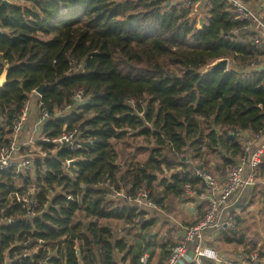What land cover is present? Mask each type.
I'll list each match as a JSON object with an SVG mask.
<instances>
[{
	"label": "trees",
	"instance_id": "1",
	"mask_svg": "<svg viewBox=\"0 0 264 264\" xmlns=\"http://www.w3.org/2000/svg\"><path fill=\"white\" fill-rule=\"evenodd\" d=\"M241 1L254 8L259 0ZM193 2L0 0V149L42 85L45 138L77 128L82 144L40 141L56 152L37 158L34 171L0 172L3 202L31 184L38 199L34 211L0 206V264H125L132 226L156 220L144 222V209L136 225L137 208L112 197L107 183H132L131 195L145 189L172 214L187 184L205 186L198 167L224 175L243 154L242 134L264 135V43L256 46L255 29L234 31L249 21L230 0H204L205 19ZM225 57L227 71H206ZM80 89L91 99L76 106ZM235 233L228 237L240 240Z\"/></svg>",
	"mask_w": 264,
	"mask_h": 264
},
{
	"label": "built area",
	"instance_id": "2",
	"mask_svg": "<svg viewBox=\"0 0 264 264\" xmlns=\"http://www.w3.org/2000/svg\"><path fill=\"white\" fill-rule=\"evenodd\" d=\"M193 1L195 0H186L185 7L193 5ZM230 1L233 7H235V12L238 14L239 20L249 21V24L235 29L234 31H245L249 34L255 29L258 33L254 38L255 44L256 46H262V43H264V0L256 2L254 8L244 4L241 0ZM203 2L204 1L200 2L201 6ZM32 93L38 97L36 108H32L31 98L27 99L20 110L18 119L12 121L11 132L13 134H8L9 142L0 149V172L7 169H14L16 173L28 170L34 171L35 160L37 158L42 160L47 157L49 153L56 152V149L49 151L42 149L41 146L39 148L36 146L40 141H51L49 138H45L41 129L44 121L49 119V112L47 108H41L42 95L36 90H33ZM90 99L91 96H87L85 91L80 89L74 92L71 102L79 106L87 104ZM31 119H33L32 124L29 123ZM2 121L0 117V125L4 126L5 123L3 124ZM29 127L32 129L31 133H28ZM79 134L80 131L75 128L70 132H64L58 138L52 139L51 142L57 145V149L59 146L65 144L70 145L72 149H80L82 144L78 139ZM28 135L29 137L26 138L25 136ZM260 135L262 134L253 135L247 132L242 134L243 154L238 157L236 162L226 171L224 179L221 178L220 174L212 173L201 167L197 168V175L205 183V192L210 194L218 192L220 196L218 198L210 197V205L203 217L194 225L186 227L182 241L171 248L165 264H179L187 256L189 243L196 239H201L203 228L206 226L215 225L218 227L226 226L231 229L236 228V217L230 215L223 221L221 220V212L223 208L230 205L236 193L240 192L245 187H252L258 183L257 168L262 163L264 157V137L259 139ZM25 151L28 153L25 154ZM72 161H76V159L69 160L66 167L74 166L71 165ZM107 185L113 190L111 194L112 197L124 198L133 208H137V216L134 218L133 222L138 226L141 224L140 212L145 209L146 213H150L151 210L156 207V204L149 198V191L145 189L138 190L136 195L127 193L128 189H132V183L126 187L120 184L119 189H116L109 183H107ZM36 193L37 187L31 184L24 189L23 193L16 192L10 197H7L4 202L0 197V206L3 207L1 208V212H3L6 204L10 206L14 201L22 202L24 203V207L34 211L38 206ZM197 195H199V191L195 186L193 187L190 184L185 186V197L187 199H194ZM257 257V254L251 255V259L253 260L257 259ZM204 259L214 260L218 263L221 262L219 252L215 248L197 244L194 249L192 261H194L195 264H205Z\"/></svg>",
	"mask_w": 264,
	"mask_h": 264
},
{
	"label": "crops",
	"instance_id": "3",
	"mask_svg": "<svg viewBox=\"0 0 264 264\" xmlns=\"http://www.w3.org/2000/svg\"><path fill=\"white\" fill-rule=\"evenodd\" d=\"M263 137L264 135L262 134L259 139ZM262 162H264V159ZM261 166L260 174L257 176L258 183L252 187H245L236 193L230 205L223 208L221 212V220L223 221L230 215H234L236 219L238 218L236 228L231 229L226 226L218 227L215 225L206 226L203 228L202 238L189 243L187 256L179 264H195L192 261V257L197 244L213 247L219 252L221 258L220 263L214 260L204 259L205 264H208V262L212 264L257 263L258 259H251L252 252L255 250H264V169L263 165ZM221 178L224 179L225 176L222 175ZM195 187L200 191L198 186ZM201 189L202 191L194 199H187L185 194L183 200L176 199L177 209L172 214L163 209H159L156 205L155 209L151 210L150 213H146L147 216L144 219V222L155 219L156 224L146 227L143 230H139L140 227L132 226L131 229H133V232L140 234L139 231H141V234L146 235L148 239L147 233L150 229H153L151 233L156 234L155 228L158 223L161 230H164L162 226H166L168 223V225L170 224L169 227H171V240L169 242L172 245L168 250V244H161V242L154 241L153 236L148 239L147 243L145 237L143 240L132 232L129 240V248L127 249L131 251V255H129L126 261L127 263L125 264H165L172 246L182 241L186 227H190L192 224L194 225L206 212L210 205V197L218 198L220 196L218 192L212 194L206 193L205 187ZM166 216L169 218L168 220H166ZM232 232H236L235 236L239 237L240 240L230 236L228 237V234H232ZM133 237L140 239L141 242L138 240L131 242ZM141 246L142 250H140ZM137 253L140 256L136 258V263L132 262V259L135 257L134 255H137ZM122 255L118 254V257L120 258ZM258 261H260L258 263L264 264L263 259Z\"/></svg>",
	"mask_w": 264,
	"mask_h": 264
},
{
	"label": "rangeland",
	"instance_id": "4",
	"mask_svg": "<svg viewBox=\"0 0 264 264\" xmlns=\"http://www.w3.org/2000/svg\"><path fill=\"white\" fill-rule=\"evenodd\" d=\"M168 1V4H170V2H172V3H174V4H176V3H186V0H167ZM196 1V3L194 4V6H193V8L195 9V13L198 15V17L199 18H201V17H203L204 19L206 18V10H205V8H204V5H205V2H203V5L201 6V4H200V2L201 1H204V0H195ZM197 2H199L198 4H197ZM244 3V2H243ZM246 4V3H245ZM194 13V14H195ZM193 14V16L195 17V15ZM30 98H31V100H32V108L33 109H35L36 108V105H37V103H36V101H37V96H35L33 93L32 94H30ZM36 115V114H35ZM34 115V116H35ZM0 116H1V114H0ZM36 117V116H35ZM29 123L30 124H32L33 123V119H31L30 121H29ZM31 130L32 129H30V127L28 128V133H31ZM10 134H13L12 132L10 133ZM25 135H27V134H25ZM26 138L27 137H29V135L28 136H25ZM36 146L39 148L40 147V145L37 143L36 144ZM25 150H26V148H25ZM28 152L27 151H25V154H27ZM148 156V154H140L139 155V158H141V159H145L146 157ZM34 157H36V156H34ZM119 161H121L122 163H124L125 161H126V158H124L123 160H119ZM209 161H212V157H209ZM210 165H213L211 162H210ZM221 176H222V174H220ZM226 175V173L224 174V176ZM173 206H174V208L175 209H177V204L176 203H174L173 204ZM205 214V213H204ZM169 218L166 216V220H168ZM166 224V223H165ZM170 225V224H169ZM169 225H168V223H167V225L166 226H162V227H164V230H161L160 229V226H159V223H158V225H156V228H155V233L156 234H153V233H150V235L151 236H153L154 237V241H156V242H161V244H168L167 246V249L169 250V248H170V246L172 245H170V240H171V236H170V233H171V230H170V228L171 227H169ZM121 231L123 230L122 228L120 229ZM161 230V231H160ZM121 233H123L124 234V232H121ZM132 235H130V237H131ZM150 236V237H151ZM134 240H138L139 242H141L140 241V239H136V237L134 238H132L131 239V242H133ZM174 246V245H173ZM172 246V247H173ZM140 250H142V246H141V248H140ZM259 252H260V250L258 251V250H255V251H253L252 252V254H257L258 255V258H259ZM261 252H264V250L263 251H261ZM167 253H168V251H167ZM263 260H264V258H263Z\"/></svg>",
	"mask_w": 264,
	"mask_h": 264
},
{
	"label": "water",
	"instance_id": "5",
	"mask_svg": "<svg viewBox=\"0 0 264 264\" xmlns=\"http://www.w3.org/2000/svg\"><path fill=\"white\" fill-rule=\"evenodd\" d=\"M5 1H7V0H5ZM229 65H230V59L229 58H227V57L220 58V59L214 61L213 63L209 64L206 67V71H211L214 69H222V70L227 71L229 69ZM6 76H7L6 71L4 72V74L2 76H0V86L6 82ZM43 89H44V85L37 88L36 91L39 94H42ZM71 165H74V161L71 162Z\"/></svg>",
	"mask_w": 264,
	"mask_h": 264
}]
</instances>
